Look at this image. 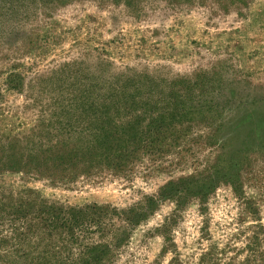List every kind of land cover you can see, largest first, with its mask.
I'll use <instances>...</instances> for the list:
<instances>
[{
  "label": "rangeland",
  "instance_id": "374dc122",
  "mask_svg": "<svg viewBox=\"0 0 264 264\" xmlns=\"http://www.w3.org/2000/svg\"><path fill=\"white\" fill-rule=\"evenodd\" d=\"M0 264H264V0H0Z\"/></svg>",
  "mask_w": 264,
  "mask_h": 264
},
{
  "label": "trees",
  "instance_id": "16d2710c",
  "mask_svg": "<svg viewBox=\"0 0 264 264\" xmlns=\"http://www.w3.org/2000/svg\"><path fill=\"white\" fill-rule=\"evenodd\" d=\"M104 133L107 134L108 132H106V131L104 130ZM60 158H61V157H60Z\"/></svg>",
  "mask_w": 264,
  "mask_h": 264
}]
</instances>
